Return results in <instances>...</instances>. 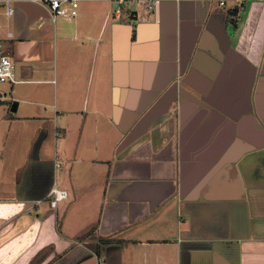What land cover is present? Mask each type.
<instances>
[{
  "label": "crops",
  "instance_id": "crops-1",
  "mask_svg": "<svg viewBox=\"0 0 264 264\" xmlns=\"http://www.w3.org/2000/svg\"><path fill=\"white\" fill-rule=\"evenodd\" d=\"M154 1L0 0V264H264V0Z\"/></svg>",
  "mask_w": 264,
  "mask_h": 264
},
{
  "label": "built area",
  "instance_id": "built-area-1",
  "mask_svg": "<svg viewBox=\"0 0 264 264\" xmlns=\"http://www.w3.org/2000/svg\"><path fill=\"white\" fill-rule=\"evenodd\" d=\"M40 5L46 7L49 11L50 18L54 21L58 17H64L67 19L76 16L80 0H32ZM141 2L145 5L147 11H152L154 8V0H115L118 4L125 2ZM219 5H223V1H219ZM5 15L10 16L12 14V7L7 3H3ZM0 82L14 83L16 82L14 66L9 56L0 53ZM49 205L55 207L57 201L67 198L65 190L56 188L53 186L48 193ZM94 254V253H93ZM94 264H103V259L95 255Z\"/></svg>",
  "mask_w": 264,
  "mask_h": 264
},
{
  "label": "rangeland",
  "instance_id": "rangeland-1",
  "mask_svg": "<svg viewBox=\"0 0 264 264\" xmlns=\"http://www.w3.org/2000/svg\"><path fill=\"white\" fill-rule=\"evenodd\" d=\"M129 2V1H128ZM127 7H129V8H132V5L131 4H127ZM12 116H15V114L17 115V112L15 113H10ZM30 124V126H29V130L31 131V132H35V129H36V127L34 126V123L33 122H30L29 123ZM28 130V129H27ZM30 131H29V133H30ZM28 133V134H29ZM36 136V135H35ZM38 138V137H37ZM38 140H40L39 138H38ZM38 140H36V141H38ZM53 144L51 143L50 144V146H49V153H50V156H51V158H53ZM59 171H60V169H58ZM58 171V175H59V177H61V172H59ZM55 187L56 188H60L61 186L59 185V184H56L55 185ZM49 200H50V198L49 197H47V200H46V202L48 203V205H49ZM89 232V231H88ZM88 232H86V233H88ZM93 262V260H90V261H88V263L87 264H90V263H92Z\"/></svg>",
  "mask_w": 264,
  "mask_h": 264
},
{
  "label": "water",
  "instance_id": "water-1",
  "mask_svg": "<svg viewBox=\"0 0 264 264\" xmlns=\"http://www.w3.org/2000/svg\"><path fill=\"white\" fill-rule=\"evenodd\" d=\"M16 107H17V102L12 101L11 106H10V111L12 112L16 111Z\"/></svg>",
  "mask_w": 264,
  "mask_h": 264
},
{
  "label": "trees",
  "instance_id": "trees-1",
  "mask_svg": "<svg viewBox=\"0 0 264 264\" xmlns=\"http://www.w3.org/2000/svg\"><path fill=\"white\" fill-rule=\"evenodd\" d=\"M122 11H123V9H122ZM236 12H237L236 10H235V11L233 10V11L231 12V14H236ZM0 53L3 54V52H2L1 50H0ZM91 231H92V230H91ZM89 233H90V231H89L88 233H86L85 236L89 235Z\"/></svg>",
  "mask_w": 264,
  "mask_h": 264
}]
</instances>
